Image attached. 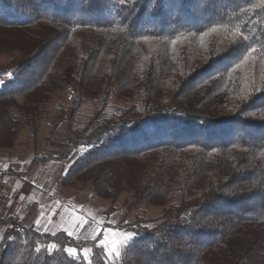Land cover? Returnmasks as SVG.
<instances>
[{
    "label": "trees",
    "instance_id": "obj_1",
    "mask_svg": "<svg viewBox=\"0 0 264 264\" xmlns=\"http://www.w3.org/2000/svg\"><path fill=\"white\" fill-rule=\"evenodd\" d=\"M0 54L1 150L74 89L65 147L29 171L66 164L65 187L163 207L121 226L120 264H264V0H0ZM36 209L0 216V264H109L102 235L40 231Z\"/></svg>",
    "mask_w": 264,
    "mask_h": 264
},
{
    "label": "rangeland",
    "instance_id": "obj_2",
    "mask_svg": "<svg viewBox=\"0 0 264 264\" xmlns=\"http://www.w3.org/2000/svg\"><path fill=\"white\" fill-rule=\"evenodd\" d=\"M13 59L11 56L0 54V86L12 76V71H8L4 67L10 64ZM76 96L77 93L74 89L57 92L45 104L42 117L36 119L33 126H26L23 129L21 137H19L21 144L16 143V148H13V151L20 155L23 160H21L23 166L30 159L26 158V154L40 156L48 152L55 154V152L62 150L61 148L65 146L68 139L66 122L63 121V117L71 109ZM121 103L119 99H111V106L108 111L111 112L114 106ZM94 111L95 107L92 101L86 99L75 117V126H83L92 117ZM54 127L57 131L52 135ZM29 146L31 147L30 151L26 153ZM9 153L8 151L7 154ZM66 166V164L51 162L37 167L34 173L36 171L38 173L31 175V177L37 175L35 183L41 185L38 191L40 194L44 193L40 199H45L47 204L45 208L47 213H40L41 215H39L42 219L40 224L43 226L41 231L56 232L57 228H45L46 225L43 221L46 223L47 220L52 221L57 217L61 218L65 209L66 219L71 218L72 220L71 225L67 227V232L75 237L79 230L83 229L85 236H88L87 239H94L99 234L102 235V239L107 237L108 248L104 249L107 253L108 262L109 264H120L123 252L135 237L133 232L125 230L121 226L132 224L137 218L152 219L158 217L163 213V207L144 205L136 211L128 213V203L131 199V195L128 193H123L118 200L113 202L97 197L88 187L84 189L65 187L58 179V175ZM6 214L1 216H7ZM24 214L13 213L12 215L22 218ZM89 252L86 250L83 251V254L88 257ZM71 254L77 255V252Z\"/></svg>",
    "mask_w": 264,
    "mask_h": 264
},
{
    "label": "crops",
    "instance_id": "obj_3",
    "mask_svg": "<svg viewBox=\"0 0 264 264\" xmlns=\"http://www.w3.org/2000/svg\"><path fill=\"white\" fill-rule=\"evenodd\" d=\"M17 144H21L19 138L17 140ZM30 148L31 147L29 146L28 147L29 150H27L26 153L30 151ZM63 148L61 149L63 150ZM13 150L14 149H9V150L0 149V216L4 213H7L6 214L7 216H11L13 213L26 214L28 210L32 207V205L35 204L37 206V209L30 217L28 224L33 225L34 227L38 228L41 231L43 229L42 228L43 226H41L40 224L42 219L40 218L39 215H41L42 213H47V210L45 209L47 204L45 202V199L44 200L40 199V197H42L44 193L40 194L38 191L41 185L35 183V179L37 175H34L32 177L31 175L38 173V171L34 173L37 167H41L48 163L39 164L40 166L37 165L32 171H29V169L32 161H34L35 159H38L46 155H58L59 153H61L62 150H59L60 152H55V154H53L54 152H48L40 156L39 155L30 156V153L26 154L27 155L26 158L28 159L30 158V159L27 161L25 166H23L22 163L23 160L20 158V155H17V153L14 152ZM8 151L10 152L9 154H7ZM25 214L22 215V218L25 216ZM37 221L39 226L37 225ZM71 221H72L71 218L68 220L66 219V210L64 209L61 218L57 217V219L55 218L52 221L47 220L46 223L45 221H43V223L46 225L45 228L48 229L57 228L56 232L58 231L67 232V227L71 225ZM45 232L50 234L56 233V232L52 233L49 231H45ZM83 232L84 230L80 229L79 233L77 234V236H75V238L78 237L77 238L78 240H86L88 236H85V233Z\"/></svg>",
    "mask_w": 264,
    "mask_h": 264
},
{
    "label": "snow or ice",
    "instance_id": "obj_4",
    "mask_svg": "<svg viewBox=\"0 0 264 264\" xmlns=\"http://www.w3.org/2000/svg\"><path fill=\"white\" fill-rule=\"evenodd\" d=\"M107 237H105L104 239H101L100 241H99V243H100V246L102 247V248H108V244H107ZM68 252L69 253H73V252H75V249H73V248H69L68 249ZM109 255H111V253H108Z\"/></svg>",
    "mask_w": 264,
    "mask_h": 264
}]
</instances>
